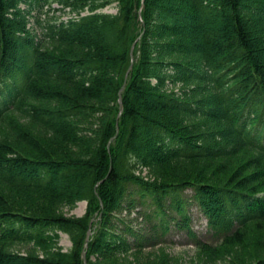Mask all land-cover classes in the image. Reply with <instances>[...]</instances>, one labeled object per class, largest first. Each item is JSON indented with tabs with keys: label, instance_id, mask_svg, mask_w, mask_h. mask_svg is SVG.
<instances>
[{
	"label": "trees",
	"instance_id": "1",
	"mask_svg": "<svg viewBox=\"0 0 264 264\" xmlns=\"http://www.w3.org/2000/svg\"><path fill=\"white\" fill-rule=\"evenodd\" d=\"M22 4L73 17L36 36ZM190 204L214 242L264 237V0H0V264H121L123 211L195 239Z\"/></svg>",
	"mask_w": 264,
	"mask_h": 264
},
{
	"label": "rangeland",
	"instance_id": "2",
	"mask_svg": "<svg viewBox=\"0 0 264 264\" xmlns=\"http://www.w3.org/2000/svg\"><path fill=\"white\" fill-rule=\"evenodd\" d=\"M21 8L29 10V27L34 35L38 36L41 31L36 26V21L66 22L73 15L64 14L54 11L56 5L42 6L34 8L27 4H22ZM105 13H115L112 6L102 10ZM196 205L187 206V211L191 222L188 224L189 229L196 235L195 239L188 238L184 229L179 228L176 224L178 218L171 222V228L168 235L160 237V232L155 234L157 241L148 240V230L151 229L155 221L142 219L135 209L130 213L123 211L120 218H124L130 225L138 230L142 235L143 247L137 249L123 257L121 264H258L264 258V237L258 233H250L242 244H225L222 241L214 242L212 236L207 233L206 219L197 211ZM60 212L65 217H82L86 215L87 203L79 202L75 206H63ZM177 215V214H175ZM171 216H174L172 214ZM178 216V215H177ZM145 229L146 231H144ZM57 244L63 251H68L72 247L68 235L63 232H57ZM163 238V239H161ZM90 242V239H89ZM89 245V243H88ZM12 250L21 255L35 254L42 255V251L34 242H22L15 244ZM136 250V249H135Z\"/></svg>",
	"mask_w": 264,
	"mask_h": 264
},
{
	"label": "water",
	"instance_id": "3",
	"mask_svg": "<svg viewBox=\"0 0 264 264\" xmlns=\"http://www.w3.org/2000/svg\"><path fill=\"white\" fill-rule=\"evenodd\" d=\"M143 2H144V0H142V5H143ZM139 15H140V11H139ZM133 47H134V44H133V46L131 48V51H130L131 61H133V53H132L133 52ZM130 68H129V70H130ZM129 70L127 71V73L125 75V81H124V84H123V87H122L121 91L123 90V88L125 86ZM121 91L119 92V97H118L119 109H121V107H122ZM90 236H91V231L89 229L88 232H87V235H86L85 244H84V250H83V253H82L83 259H85V252H86V249L88 248V243H89Z\"/></svg>",
	"mask_w": 264,
	"mask_h": 264
}]
</instances>
